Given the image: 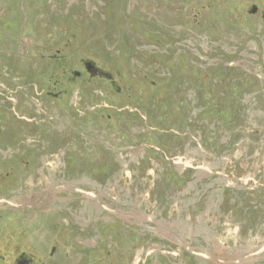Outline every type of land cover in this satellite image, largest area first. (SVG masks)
Wrapping results in <instances>:
<instances>
[{
  "label": "rangeland",
  "instance_id": "obj_1",
  "mask_svg": "<svg viewBox=\"0 0 264 264\" xmlns=\"http://www.w3.org/2000/svg\"><path fill=\"white\" fill-rule=\"evenodd\" d=\"M262 11L0 0V126L14 147L0 151V243L58 264H264ZM83 59L112 79H68Z\"/></svg>",
  "mask_w": 264,
  "mask_h": 264
},
{
  "label": "flooded vegetation",
  "instance_id": "obj_2",
  "mask_svg": "<svg viewBox=\"0 0 264 264\" xmlns=\"http://www.w3.org/2000/svg\"><path fill=\"white\" fill-rule=\"evenodd\" d=\"M258 11H259V9L256 6H254L251 10L252 14H257ZM262 17L264 19V11H262ZM59 53H60L59 50H56V54L51 55L50 59L52 60V62L57 63V61L59 59ZM81 64L84 66V70L83 71H81V70L73 71L71 76L68 77V79L77 80L79 78H82L86 73L89 74L90 76H101V77H106L110 80L112 79L111 74L102 71L99 67L96 66V64L93 61L83 59L81 61ZM52 78H53V75L51 76L52 86H51V88H49V90L46 91V96H52V97L57 98L58 96H60L62 94V92L56 91V88H57L59 82H58V80L53 81ZM38 85L40 87L42 86L41 80L38 81ZM2 122H4V121L2 120ZM6 128H8V127H5L3 125L0 126V151L5 150V149L6 150H12V148H14V147H9L5 143L2 142V141H4L3 136L5 133L4 130ZM6 132H7L6 135L9 136L10 131L6 130ZM12 139H17V136H13ZM15 149H17V148L15 147ZM6 175H7V177H9L11 175V173L7 172ZM1 179L2 178L0 177V180ZM62 245H64V244H62ZM64 246H67L66 248H70L73 250L75 248V244L73 241L68 243V245H64ZM58 248L59 247L56 244H54L51 247L50 255L54 257L56 252L59 250ZM56 255H59V254H56ZM57 260L58 259L56 258V261L53 260V261L48 262V260L45 259V257H44V253L40 252L38 254H35L33 252H29L28 249L25 248V243H21V242L20 243H11V242L0 243V264H48V263L58 264ZM82 261H84V260H82ZM63 262H65V260H62V263ZM80 262L81 261H79L78 263H80ZM69 263L74 264L71 261H69Z\"/></svg>",
  "mask_w": 264,
  "mask_h": 264
}]
</instances>
